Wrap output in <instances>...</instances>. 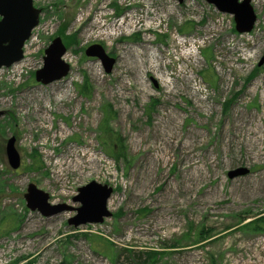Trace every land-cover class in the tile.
<instances>
[{
  "label": "rangeland",
  "instance_id": "rangeland-1",
  "mask_svg": "<svg viewBox=\"0 0 264 264\" xmlns=\"http://www.w3.org/2000/svg\"><path fill=\"white\" fill-rule=\"evenodd\" d=\"M33 4L23 58L0 68V264H264V230L246 227L264 215V0L244 33L206 0ZM57 35L70 69L44 84L34 74ZM93 43L109 72L85 55ZM92 180L113 188L111 215L74 227ZM29 183L72 209L29 210Z\"/></svg>",
  "mask_w": 264,
  "mask_h": 264
},
{
  "label": "water",
  "instance_id": "water-1",
  "mask_svg": "<svg viewBox=\"0 0 264 264\" xmlns=\"http://www.w3.org/2000/svg\"><path fill=\"white\" fill-rule=\"evenodd\" d=\"M182 2L183 0H178ZM225 13L233 15L235 29L239 33L249 32L256 21L251 0H206ZM40 9L33 5V0H0V68L8 67L23 57V46L30 37L32 29L38 24ZM67 48L60 36L52 39L44 50L43 65L35 71L34 78L41 83H49L65 76L70 66L63 60ZM85 55L100 59L106 72L112 69L115 59L109 56L104 48L94 43L84 50ZM264 63V55L258 65ZM15 137L11 136L6 142V157L11 168L20 166V156L15 146ZM248 172L247 168L240 167L228 172L233 178ZM113 188L94 180L78 187L73 201L79 202L76 215L68 219V224L77 227L81 224L99 223L111 215L107 208V201ZM49 194L38 188L34 183L27 185L24 193L26 206L29 210H37L43 216H52L72 207L66 203H51ZM62 264V263H59Z\"/></svg>",
  "mask_w": 264,
  "mask_h": 264
},
{
  "label": "trees",
  "instance_id": "trees-1",
  "mask_svg": "<svg viewBox=\"0 0 264 264\" xmlns=\"http://www.w3.org/2000/svg\"><path fill=\"white\" fill-rule=\"evenodd\" d=\"M63 30H60V33H62L63 37H64V42L66 43V45H71L74 42V35H65L63 32ZM84 83L82 84V86H80V90L79 92L82 94H86L87 88L86 85H84ZM106 116H108L107 114H105V117H103V120L99 126L101 134H104L105 137L108 136V133L110 132L111 134L114 135V133H112V131L109 128V120L106 118ZM119 142L120 139L119 137L116 139V142ZM113 145H114V140L112 141ZM254 220V219H253ZM247 228L251 229V230H255V231H262L264 230V215L259 216L258 218H256L254 221L250 222L247 226ZM158 253H153L150 252L148 253V257H153L156 256Z\"/></svg>",
  "mask_w": 264,
  "mask_h": 264
}]
</instances>
